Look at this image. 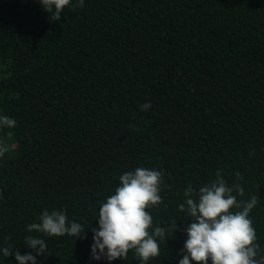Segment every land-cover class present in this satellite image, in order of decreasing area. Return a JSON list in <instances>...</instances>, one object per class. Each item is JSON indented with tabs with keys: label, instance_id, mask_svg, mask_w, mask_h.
<instances>
[{
	"label": "trees",
	"instance_id": "16d2710c",
	"mask_svg": "<svg viewBox=\"0 0 264 264\" xmlns=\"http://www.w3.org/2000/svg\"><path fill=\"white\" fill-rule=\"evenodd\" d=\"M4 116L16 126L0 125V264L31 252L29 236L47 245L37 264H108L90 259L92 229L138 167L162 175L146 211L149 233L169 237L147 264H178L184 192L198 199L217 173L243 187L238 202L258 197L248 218L264 255V0H84L58 22L38 0H0ZM45 210L86 238L29 232ZM111 264L140 261L130 250Z\"/></svg>",
	"mask_w": 264,
	"mask_h": 264
},
{
	"label": "clouds",
	"instance_id": "9594fccd",
	"mask_svg": "<svg viewBox=\"0 0 264 264\" xmlns=\"http://www.w3.org/2000/svg\"><path fill=\"white\" fill-rule=\"evenodd\" d=\"M44 12L49 14V21H60L63 10L70 4L73 8L84 6V0H38ZM151 108L150 103L140 106L141 111ZM0 125L14 128L16 121L7 116L0 118ZM6 151L0 147V156ZM239 179V173H236ZM162 175L155 170L138 167L134 172H127L119 178L120 186L115 194L102 204L98 215V229H92L93 243L90 259L102 258L111 264L117 259L126 260L130 250H134L140 264L160 255V244L166 243L167 227L157 226L152 234V216L146 211L150 206L161 202L159 185ZM244 195L239 184L228 186L217 173L215 179L199 189L198 199H193V189L189 186L185 192V204H180L190 216L184 232L187 236L178 264H264V255H259L260 246L255 243L256 232L248 218L250 211L257 205L258 197L248 201H237L233 193ZM242 209L233 212L232 209ZM39 223L28 225L29 232L43 233L52 237L64 235L86 238L82 225L68 222L66 212L45 210ZM174 233L179 231L177 223L169 225ZM26 247L32 251L21 256L16 251L17 264H37L36 256H45L47 245L43 239L29 236ZM35 252V256L32 254ZM5 257L13 256L8 248L3 249Z\"/></svg>",
	"mask_w": 264,
	"mask_h": 264
}]
</instances>
